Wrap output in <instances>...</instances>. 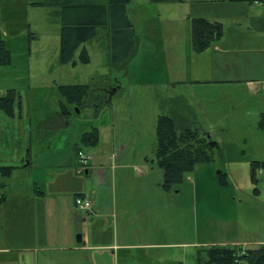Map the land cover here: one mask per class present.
Segmentation results:
<instances>
[{"label": "rangeland", "instance_id": "374dc122", "mask_svg": "<svg viewBox=\"0 0 264 264\" xmlns=\"http://www.w3.org/2000/svg\"><path fill=\"white\" fill-rule=\"evenodd\" d=\"M45 1L0 0V30L10 52L9 64L0 65V98L13 91L12 111L8 113V108L0 105V193L6 187L26 190L35 184L43 188L44 180L70 169L72 179L65 180V187H78L81 179L86 190L83 193L95 202L93 182L75 173L80 164L77 152L87 158L88 164L104 165L110 171L115 164L110 161L112 153L120 154L117 174L121 172L129 178L131 170L136 171L134 166L129 168L132 163L127 164L128 168L118 167L124 158V162L131 160L136 163L132 165H141L144 175L133 174L127 181V177L119 180L117 176L116 186L121 190L134 186L138 193L146 190L139 195V208L142 212L155 211L154 225L159 224L162 239L174 244L171 249L159 250L173 255L162 264H196L200 249L234 238V229L222 217H234L236 207L259 206L253 196L264 193L263 176L257 169L252 181L244 161L249 157L264 159V130H207L203 108L196 99L191 100L192 96L189 100L193 102L197 126L227 146L213 160L197 163L180 182L164 188L163 172L153 156L157 118L182 113V119L190 121L184 109L171 103L173 96L187 94L186 89L174 92L173 80H187L192 75L185 48V20L178 19L184 13L183 3L130 0L127 17L134 36L127 55L114 53L109 30L99 27L93 39L81 44L73 60L62 64L61 20L56 9L35 5ZM82 48L89 57L87 63L79 57ZM78 84L96 88L115 85L118 89L97 111L98 100H89L78 109L67 105L57 91L58 86ZM60 101L69 108L67 118L60 113ZM93 128L99 136L95 146L81 140L82 134ZM243 139L247 146L242 144ZM233 141L240 145L229 146ZM121 145L125 149L120 152ZM237 157L240 161L236 162ZM218 171L225 174L224 186ZM101 196L104 201L106 192ZM150 196L152 204H145ZM82 260L86 264L85 255ZM116 263V257H112L111 264Z\"/></svg>", "mask_w": 264, "mask_h": 264}, {"label": "crops", "instance_id": "0c3cea01", "mask_svg": "<svg viewBox=\"0 0 264 264\" xmlns=\"http://www.w3.org/2000/svg\"><path fill=\"white\" fill-rule=\"evenodd\" d=\"M174 3H183L184 13L178 19L185 20V48L192 75L187 80H173L174 92L186 89L187 94L173 96L171 103L184 109L189 120L196 124L193 102L189 100L193 96L191 100L196 99L198 106L203 108L207 130L263 131L264 0H183ZM197 18L221 24V35L199 53L192 51L190 33L191 21ZM197 125V129L206 135L208 131ZM209 137L221 154L220 149L227 145ZM98 142L99 136L96 144ZM242 144L247 146L245 139ZM239 145L233 141L229 146ZM124 149L121 145L119 151ZM241 154L239 156L244 158ZM118 156L120 154L112 153L110 157L115 163L111 165V171L104 165H90L87 159L85 163L77 164L76 175L84 174L93 182L95 202L83 193L86 190H83L85 184L81 179L77 178L80 187L76 184L65 187V180L72 179L70 169L60 170L44 180L43 188L35 184L26 190L3 188L0 193V264H83V255L86 264H111L112 257H116V264H162L164 260L172 259L173 255L159 252L171 249L174 244L162 239L159 224L154 225L155 211L142 212L137 203L141 201L139 195H144L146 190L138 193L134 186L122 190L116 186L117 176L119 180L127 177L121 172L117 174ZM235 160L240 161V157ZM252 161L264 162V159L247 158L244 162L249 173ZM131 163L136 164L131 160L124 162L122 158L118 167L128 168L127 164ZM132 164L129 168L134 166L137 172L132 169L124 181L133 178V174L144 175L141 165ZM259 173L263 176L262 169ZM158 186L161 187V183ZM103 191L107 195L104 201ZM256 194L253 197L259 206L236 207L234 217H222L235 233L234 238L218 245L239 246L243 250L264 245V193ZM78 196L89 197L90 210L76 207L74 199ZM151 198L145 204L151 205ZM77 233H80V241L75 238Z\"/></svg>", "mask_w": 264, "mask_h": 264}, {"label": "trees", "instance_id": "16d2710c", "mask_svg": "<svg viewBox=\"0 0 264 264\" xmlns=\"http://www.w3.org/2000/svg\"><path fill=\"white\" fill-rule=\"evenodd\" d=\"M152 2H181L183 0H150ZM130 0H47L35 3L40 6H50L56 9L55 14L61 20L60 27V63L73 60L75 52L81 44L96 36L97 28L109 30L112 49L118 56L127 55L132 45L134 28L127 17V6ZM191 48L199 53L209 47L221 35V24L209 22L202 18L193 19L190 24ZM83 63L89 61L85 48L80 50ZM10 52L7 49L0 30V65H8ZM73 64L75 62L73 61ZM115 85H105L96 88L90 84L61 85L57 87L59 95L72 107L80 108L89 100H98L96 111L110 101L109 93ZM99 91L100 95H95ZM13 91L9 90L5 97L0 98V105L12 111ZM8 103V105H6ZM67 105L60 101V113L67 118L70 114ZM180 109V106L179 108ZM159 115L156 121L155 161L163 172L164 188L178 183L185 173L193 170L197 163L213 160L218 152L217 146L205 134L197 129L192 121L185 122L181 116ZM81 140L95 145L98 134L95 128L83 134ZM257 169L263 170L264 162H250V178L255 181ZM222 186L225 185V174L218 171ZM196 264H264V245L243 250L239 246L210 245L199 250Z\"/></svg>", "mask_w": 264, "mask_h": 264}, {"label": "built area", "instance_id": "2783aa9c", "mask_svg": "<svg viewBox=\"0 0 264 264\" xmlns=\"http://www.w3.org/2000/svg\"><path fill=\"white\" fill-rule=\"evenodd\" d=\"M77 156L81 163H85L86 157H84L80 152H77ZM74 203L76 207L84 210H90L91 208V201L87 196H78L74 199Z\"/></svg>", "mask_w": 264, "mask_h": 264}, {"label": "water", "instance_id": "95a60500", "mask_svg": "<svg viewBox=\"0 0 264 264\" xmlns=\"http://www.w3.org/2000/svg\"><path fill=\"white\" fill-rule=\"evenodd\" d=\"M114 91H115V88L112 89V92H110V94L113 93ZM205 136H206L207 139L210 138L208 134H206ZM76 240L80 241V235H76Z\"/></svg>", "mask_w": 264, "mask_h": 264}]
</instances>
